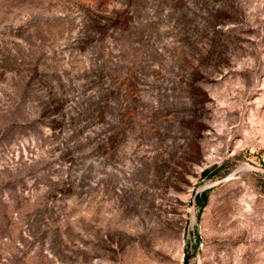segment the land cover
I'll list each match as a JSON object with an SVG mask.
<instances>
[{"label":"rangeland","instance_id":"rangeland-1","mask_svg":"<svg viewBox=\"0 0 264 264\" xmlns=\"http://www.w3.org/2000/svg\"><path fill=\"white\" fill-rule=\"evenodd\" d=\"M0 264H264V0H0Z\"/></svg>","mask_w":264,"mask_h":264},{"label":"trees","instance_id":"trees-1","mask_svg":"<svg viewBox=\"0 0 264 264\" xmlns=\"http://www.w3.org/2000/svg\"><path fill=\"white\" fill-rule=\"evenodd\" d=\"M203 199H206V194L205 193L203 194Z\"/></svg>","mask_w":264,"mask_h":264}]
</instances>
